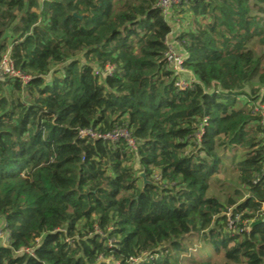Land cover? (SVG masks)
Here are the masks:
<instances>
[{
    "label": "trees",
    "instance_id": "obj_1",
    "mask_svg": "<svg viewBox=\"0 0 264 264\" xmlns=\"http://www.w3.org/2000/svg\"><path fill=\"white\" fill-rule=\"evenodd\" d=\"M186 8L194 27L178 39L198 81L183 91L157 0H0V57L11 47L31 75L0 81V264H180L199 251L264 264V222L250 228L264 215V127L249 105L264 102L251 46L264 44V0ZM118 125L136 150L78 135ZM224 154L243 188L226 203L208 195Z\"/></svg>",
    "mask_w": 264,
    "mask_h": 264
},
{
    "label": "built area",
    "instance_id": "obj_2",
    "mask_svg": "<svg viewBox=\"0 0 264 264\" xmlns=\"http://www.w3.org/2000/svg\"><path fill=\"white\" fill-rule=\"evenodd\" d=\"M197 0H157V7L160 9L162 16L165 22L170 26L171 30L168 35L165 37L164 43L167 46V51L165 53L166 60L174 72L175 75V84L179 90H188L193 89L195 83L198 81L195 74L185 66V54L182 49L181 43L178 39L179 33L182 30L179 29V21H177L175 11L180 7H188L191 3ZM113 71V66L107 65L103 71L100 72L102 75L110 74ZM99 73V70L96 71ZM7 79L19 80L22 84H26L30 81L31 75L21 68L15 65L14 59L11 55V47H8L7 50L2 53L0 57V81H5ZM248 102V100H246ZM250 107L254 113L262 117V124L264 127V102L261 100L252 101L249 103ZM204 123L206 119L203 118ZM202 129V124L201 128ZM264 133V130H263ZM80 138H89V139H102L109 142H123L130 150H136L138 146L137 139L133 136L132 131L129 127L124 125H118L111 130H101L94 128L92 126L86 128H80L78 131ZM198 137L201 136L200 131L197 134ZM156 178H160V175H156ZM230 210V209H229ZM228 228L235 231L236 226L232 220V216L228 213ZM239 218L237 217L236 220ZM3 220H0V239L4 240L3 243H0L4 246L10 245V232L8 229L4 228ZM251 228V226H250ZM39 238L36 239V242H39ZM17 253H29L32 256H35L33 247L23 248ZM100 258L103 259V256L100 255ZM140 257L131 258L132 261L136 262ZM108 261V259H106Z\"/></svg>",
    "mask_w": 264,
    "mask_h": 264
},
{
    "label": "rangeland",
    "instance_id": "obj_3",
    "mask_svg": "<svg viewBox=\"0 0 264 264\" xmlns=\"http://www.w3.org/2000/svg\"><path fill=\"white\" fill-rule=\"evenodd\" d=\"M256 11V8L253 12ZM177 21H179L178 30H187L194 27L195 16L185 7H180L175 11ZM264 15V14H263ZM251 46L254 48L258 56H264V44H261L259 41L254 40ZM241 103H247L246 99L243 98ZM240 158V152L237 155ZM134 164L136 163L133 161ZM236 158L232 159V155H223V163L221 170L218 174L214 175L210 182V189L208 195L217 196L223 203H226L230 196H234V189L241 187L238 185L237 175L238 171L236 169ZM136 165V164H135ZM139 175V174H138ZM242 188V187H241ZM243 189V188H242ZM4 240L0 239V243H3ZM199 249V248H197ZM197 249H194L195 253ZM209 255V254H208ZM190 254H187V257L182 256L180 264H206L207 255L206 253L199 251L198 254H194L196 259H190ZM142 259V257L140 258ZM210 264H237L232 261L227 260L222 255H213L209 261Z\"/></svg>",
    "mask_w": 264,
    "mask_h": 264
},
{
    "label": "water",
    "instance_id": "obj_4",
    "mask_svg": "<svg viewBox=\"0 0 264 264\" xmlns=\"http://www.w3.org/2000/svg\"><path fill=\"white\" fill-rule=\"evenodd\" d=\"M139 176L142 177V179H143L144 182H147L148 181L147 178H146V176H145V174H144V172H140L139 173ZM262 222H264V215L260 219H257L256 221L252 222L250 226L253 227V226H255L257 224H260Z\"/></svg>",
    "mask_w": 264,
    "mask_h": 264
}]
</instances>
